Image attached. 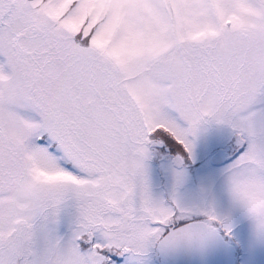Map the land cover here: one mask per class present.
Instances as JSON below:
<instances>
[{
	"label": "rangeland",
	"instance_id": "obj_1",
	"mask_svg": "<svg viewBox=\"0 0 264 264\" xmlns=\"http://www.w3.org/2000/svg\"><path fill=\"white\" fill-rule=\"evenodd\" d=\"M176 219L264 264V0H0V264H166Z\"/></svg>",
	"mask_w": 264,
	"mask_h": 264
},
{
	"label": "water",
	"instance_id": "obj_2",
	"mask_svg": "<svg viewBox=\"0 0 264 264\" xmlns=\"http://www.w3.org/2000/svg\"><path fill=\"white\" fill-rule=\"evenodd\" d=\"M225 161L221 150L212 158L214 164ZM179 158L175 164L181 166ZM167 264H235L234 248L218 230L206 223L191 222L171 228L160 242Z\"/></svg>",
	"mask_w": 264,
	"mask_h": 264
},
{
	"label": "flooded vegetation",
	"instance_id": "obj_3",
	"mask_svg": "<svg viewBox=\"0 0 264 264\" xmlns=\"http://www.w3.org/2000/svg\"><path fill=\"white\" fill-rule=\"evenodd\" d=\"M239 137H240L241 140L244 141L245 143L247 142V145H246V148H247L248 145H249V141H248L247 137H246L245 135H241V136H239ZM185 142H186V141H185ZM186 143H187V142H186ZM187 145H188V143H187ZM188 147H190V146L188 145ZM246 148H245V149H246ZM245 149H244L243 151H241L240 153H238L233 159L230 158V154H229V152H228L227 156H228L229 159L227 160V162H226L225 164H228V163L234 161L236 158L240 157V156L242 155V153L245 152ZM173 154H176V153H173ZM173 154H171V155H173ZM240 154H241V155H240ZM225 164H223V165H225ZM223 165H221V166H223ZM176 220H177V219H176ZM182 221H183V220H177V221L174 223V222L171 220V222H170L169 224H167L166 227H167L168 230H169L170 227L174 226L175 224L182 223ZM196 221H198V220H196ZM204 222H207V223H209V224H211V225H214L210 220H205Z\"/></svg>",
	"mask_w": 264,
	"mask_h": 264
},
{
	"label": "bare ground",
	"instance_id": "obj_4",
	"mask_svg": "<svg viewBox=\"0 0 264 264\" xmlns=\"http://www.w3.org/2000/svg\"><path fill=\"white\" fill-rule=\"evenodd\" d=\"M247 150V148L245 149V151ZM241 155V154H240Z\"/></svg>",
	"mask_w": 264,
	"mask_h": 264
}]
</instances>
